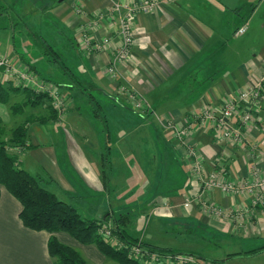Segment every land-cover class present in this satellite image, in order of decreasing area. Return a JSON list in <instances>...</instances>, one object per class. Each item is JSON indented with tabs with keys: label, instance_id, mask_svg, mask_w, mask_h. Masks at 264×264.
Masks as SVG:
<instances>
[{
	"label": "crops",
	"instance_id": "crops-1",
	"mask_svg": "<svg viewBox=\"0 0 264 264\" xmlns=\"http://www.w3.org/2000/svg\"><path fill=\"white\" fill-rule=\"evenodd\" d=\"M134 1L138 0H51L47 2L46 12L54 19L52 24L70 33L71 45L82 59L78 60L79 74L91 76L97 93H103L100 109L114 114L110 120L115 128L122 123L123 107L128 106L143 118L135 119L136 126L152 118L155 128L161 132L151 133L149 124L150 140L153 142L157 138L165 145L162 152L165 163L157 162L148 170L158 180V188L148 200L152 215L157 219L190 221L225 237L264 239V206L252 205L243 194L233 195L218 188L202 190L192 176L190 154L191 149L198 154L204 176L213 167L234 181L250 182L264 174V83L254 123L245 129L243 142L224 140L221 128L202 118L205 110L220 108L236 99L263 74L264 0H156L151 11L138 12L134 16L131 55L111 73L108 66L119 44V16L124 8L113 14L110 9L115 2L131 5ZM241 25L246 26L245 32L236 35ZM84 33L92 41L110 36L111 42L100 50L86 48L82 40ZM5 52L15 59L17 53L12 45ZM37 80L50 85L38 75ZM0 81L15 85L3 70H0ZM122 86L144 102L148 101L147 114L122 98L124 94L119 92ZM27 87L40 91L35 83ZM64 90L80 92L78 88ZM26 100L25 94L19 91L10 94L9 103H0L1 138L4 140L27 117H42L31 120L26 126L32 147L11 149L17 154L20 167L43 175L49 180L44 185L75 207L84 208L92 204L91 201L96 202L98 213L94 212V218L105 217L109 211L115 214L111 203L106 205L103 193L109 185L107 178H103L105 168L96 152L108 150L117 158L121 135L105 132L104 120L92 112V107L89 115L76 108L66 110L60 116L61 123L57 120L59 113L55 117L47 99L12 113L13 103ZM90 104L87 102V106ZM232 123L239 124L236 118ZM180 129L186 131L183 136L177 134ZM138 139L139 136L135 141ZM60 156L69 161L67 170ZM116 172V169L112 171ZM139 172L145 174L146 168L136 166L134 173ZM163 173L166 177L160 180ZM166 179L169 182L164 185ZM150 184L154 189L157 187L155 181ZM186 197L192 200L189 206H184ZM210 203L220 205L226 212L220 216L212 214L206 206ZM21 208L20 202L0 186V264H54L47 248L52 233L24 226L19 217ZM88 210L86 207L85 214L90 217ZM236 210L243 211L241 224L234 220ZM53 234L61 243L79 251L86 264H119L107 258L93 243H81L63 231ZM129 234L153 244L141 233ZM202 262L209 264L206 260ZM215 262L211 260V264Z\"/></svg>",
	"mask_w": 264,
	"mask_h": 264
},
{
	"label": "rangeland",
	"instance_id": "rangeland-1",
	"mask_svg": "<svg viewBox=\"0 0 264 264\" xmlns=\"http://www.w3.org/2000/svg\"><path fill=\"white\" fill-rule=\"evenodd\" d=\"M47 2L51 3V0L46 2L45 0H0V5L5 7L0 16V54H8L5 52L7 47L15 45L42 76L59 82L62 79L60 76L61 68L53 60V54L47 53L44 46L47 43L52 45L53 49L60 55L62 63L76 74H79L77 65L81 58L71 45L73 39L70 33L64 32L59 26L51 23L54 19L51 14L46 12L49 8ZM11 55L13 54L9 53V56ZM14 57V60L23 62L17 54H14ZM33 76L37 79L35 73ZM56 89L59 90L57 91V98L55 99L49 94L51 98L46 101L53 108H55L54 101L56 102L57 113L62 107L63 112L76 108V110H81V112L89 115L90 108L94 107L92 103L87 106L86 96L83 97L79 91L67 92L64 89ZM122 94H124L122 98L131 102L125 92ZM137 109L147 114L149 112L148 101L142 100L141 108L137 107ZM98 114L104 120L103 130L108 134L111 132L113 135L114 133L121 135L122 138L120 148L117 151V158L112 157L108 150L98 149L96 152L98 157L100 156L101 166L105 168L107 184L111 187L110 191L107 185L108 188L103 193L106 198V205L109 206L111 203L115 216L128 215L127 221L121 225V228H125L131 234L141 233L149 242L159 247L168 248L172 252H189L203 257L199 258L200 261L206 260L209 264H211V260L216 261L215 264H264V251L248 256H244L243 253L240 256H228L229 253L244 252L264 244L262 238L246 240L241 237H225L195 223H190V221L184 223L154 217L151 203H148V200L153 197L158 188V180H155L154 174L148 170L149 167H154L157 162L159 164L160 162L165 163V159L162 158L165 145L162 141H157V138L153 142L150 140L149 124L151 133L157 135L161 132L155 128L152 118L144 119L146 122L136 126L137 119L143 118L128 106L123 107L122 123L119 124V122V126L116 128L110 120L114 117L110 110L100 109ZM119 118L120 116L117 115V119ZM57 120L59 123L62 122L63 119L60 114ZM93 133H95L94 130ZM103 136L105 138V135ZM137 136L140 137L139 141H135ZM95 146L97 145L95 144ZM100 151H102L101 154ZM114 163H116L115 166ZM136 166L139 169L145 167V174L134 173ZM115 169L117 172L114 174L112 171ZM162 175L160 180L166 177L164 173ZM153 181L157 185L155 189L150 186V182ZM168 182L169 180L166 179L164 185ZM158 190L160 192L162 187ZM108 192L110 193L108 194ZM91 202L92 204L85 205L89 209L90 218L95 216L94 212L98 213L97 203ZM86 207L76 208L80 214L86 215ZM108 219H113L112 215ZM111 221L106 222V224H111Z\"/></svg>",
	"mask_w": 264,
	"mask_h": 264
},
{
	"label": "trees",
	"instance_id": "trees-1",
	"mask_svg": "<svg viewBox=\"0 0 264 264\" xmlns=\"http://www.w3.org/2000/svg\"><path fill=\"white\" fill-rule=\"evenodd\" d=\"M4 9L5 7L0 5V16ZM44 47L47 49V53L53 54V60L61 68L60 76L62 79L59 82L41 76L36 67L26 59L24 53L13 45L15 52L23 61L22 63L27 65L33 73L40 76L43 82L56 88L70 90L78 88L86 96L87 101L93 104L94 111L92 112L98 113L101 108L99 101L103 96L100 95L103 93H97V87L94 85L91 76L86 77L76 74L71 68L62 63L60 55L53 49L52 45L47 43ZM19 91L25 94L27 100L22 103H13L11 105L12 113L22 111L24 106L28 104L35 105L39 100H50L51 98L46 91H36L28 87L5 84L0 81V103H9L10 94ZM48 107L51 108L56 117L57 110L50 104ZM34 119H42V117H27L21 124L12 129L7 140L1 138L0 119V186H4L20 202L22 208L19 212V217L24 226L33 230H46L52 233L48 239L47 248L54 264H86L79 251L61 243L56 238L53 233L58 231L69 233L81 243L95 244L107 258L119 264H146L133 257L131 248L135 245H140L149 251H157L163 255L174 253L168 248L146 243L140 238L133 237L125 228H121V225H124L127 221V214L115 216L106 213L105 217L100 218H90L80 214L75 206L59 198L44 185L45 182L49 181L47 178L38 173L32 174L20 167L18 156L11 149L22 150L32 147L26 126ZM60 161L67 170L70 166L69 161L64 156H60ZM103 178H107L106 173ZM111 215L113 219H111V224L108 223L111 235L107 237L101 230L103 223L109 222L107 219ZM113 237H115L116 241L111 239ZM262 250H264V245L244 251L243 254L254 255ZM241 254L240 252H235L229 253L228 256ZM158 264L171 263L160 262Z\"/></svg>",
	"mask_w": 264,
	"mask_h": 264
},
{
	"label": "built area",
	"instance_id": "built-area-1",
	"mask_svg": "<svg viewBox=\"0 0 264 264\" xmlns=\"http://www.w3.org/2000/svg\"><path fill=\"white\" fill-rule=\"evenodd\" d=\"M156 0H138L134 1L131 5H123L120 2H115L110 11L111 13H120L124 8L123 13L119 16V29L117 45L113 57L111 58L108 70L114 73L117 64L126 62L131 55V47L133 44V30L132 21L136 13L151 11L154 8ZM246 26L241 25L235 31L236 35H240L245 32ZM83 44L86 48H94L97 50L102 49L106 44L111 42V37H102L99 40L92 41L87 33L82 35ZM0 70H3L8 74L14 84L20 87H27L30 84H36L37 90L46 91L53 98H57V89L51 85H44L34 78L32 70L20 61H16L6 55L0 54ZM35 79V80H34ZM264 83V72L260 78L251 85L249 88L242 90L236 99L227 102L220 108H211L205 110L202 113V118L218 125L222 130V138L224 140H231L235 143H241L244 140V131L251 124L254 123V113L256 108L260 104L261 100V88ZM119 92L126 93L131 103L136 108H141L142 99L134 92L124 88H119ZM55 108L58 109L56 102L54 101ZM64 109V108H63ZM58 113H63L62 107L58 110ZM236 118L239 122L238 126L233 125L232 120ZM186 131L180 129L177 134L183 136ZM190 154L193 158L192 162V176L199 182L202 190H212L218 188L222 191L230 194H243L249 198L252 205L264 206V174L257 176L254 180L248 181H234L227 177L223 171L217 170L214 167L206 173L204 176V167L202 161L198 157L196 151L191 149ZM254 173H257V167L254 169ZM192 200L185 198L184 206H189ZM208 210L216 215L220 216L226 212L225 208L220 205L210 203L206 205ZM234 220L242 223V210H236ZM101 232L109 237V225L103 223ZM116 241L115 237L111 238ZM120 243V242H119ZM121 246V245H120ZM131 253L134 258L139 259L146 264H158L167 262L171 264H204L192 253L174 252L172 254L163 255L157 251H149L140 245H135L131 248Z\"/></svg>",
	"mask_w": 264,
	"mask_h": 264
}]
</instances>
